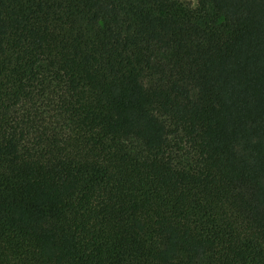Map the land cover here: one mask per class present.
<instances>
[{"label": "trees", "instance_id": "16d2710c", "mask_svg": "<svg viewBox=\"0 0 264 264\" xmlns=\"http://www.w3.org/2000/svg\"><path fill=\"white\" fill-rule=\"evenodd\" d=\"M0 264H264V0H0Z\"/></svg>", "mask_w": 264, "mask_h": 264}, {"label": "rangeland", "instance_id": "374dc122", "mask_svg": "<svg viewBox=\"0 0 264 264\" xmlns=\"http://www.w3.org/2000/svg\"><path fill=\"white\" fill-rule=\"evenodd\" d=\"M190 3L192 6H195L197 3V0H181Z\"/></svg>", "mask_w": 264, "mask_h": 264}]
</instances>
